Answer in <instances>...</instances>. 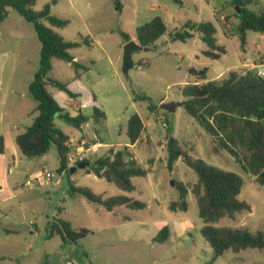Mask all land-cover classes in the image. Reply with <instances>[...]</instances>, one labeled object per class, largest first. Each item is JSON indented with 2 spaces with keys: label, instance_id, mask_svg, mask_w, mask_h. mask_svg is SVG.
I'll return each instance as SVG.
<instances>
[{
  "label": "rangeland",
  "instance_id": "rangeland-1",
  "mask_svg": "<svg viewBox=\"0 0 264 264\" xmlns=\"http://www.w3.org/2000/svg\"><path fill=\"white\" fill-rule=\"evenodd\" d=\"M180 1L181 4L175 0H121V12L115 10L112 0H37L33 7L34 11H40L46 4H51V15L68 21L66 27L54 28L65 40L79 42L86 37L92 40V46L82 45L71 50L76 61L89 67L77 80L73 81L75 71L67 62L52 61V78L68 83L69 91L77 94L76 99L56 87H47L71 115L78 112L76 108L90 116L94 107L106 113L105 120L99 124L92 120L82 138L73 144L68 143L72 154L75 155L77 147L83 145L81 156L89 161L90 166L110 150L124 148L126 143L130 144L126 134L128 119L137 113L145 128L130 152L148 171L145 177L132 178L135 190L128 193L103 178L87 174L89 166L73 173L68 170L61 176L55 148H51L46 160L39 161L38 157H25L13 142L21 157L17 162L22 174L27 169L41 170V166H45L42 170L49 171L52 180L41 185L44 180L41 181L37 173L38 181L23 187L22 179L17 193L24 188L26 192L10 200L16 211L20 210L19 203L22 202L21 211L26 217L24 224L28 228L33 227L30 223L33 221L34 227L42 233L33 242L32 251V254L41 255L43 261L40 264H59L62 253L72 256L79 264H264V251L258 249L229 250L213 260V249L201 234L203 222L193 193L197 176L181 159L175 163L172 172L167 170L166 136L171 134L194 157L242 177L244 183L239 199L251 206V212H242L233 220L223 218L216 226L264 232V186L243 168L242 160L238 163L224 150L216 154L213 138L183 107L176 109L172 130L166 111L159 108L151 112L148 110L149 102L134 100L136 94L150 97L159 106L161 100H166L163 103L184 102L180 89L196 82L190 74L191 69L208 68L209 80H221L230 71H251L244 65L245 62L251 63L247 59H256L254 63L262 59L256 58L254 52L264 57V35L248 32V46L244 50L240 47L237 35L240 19L231 0ZM260 1L264 4V0ZM157 16L163 18L168 32L192 21L212 23L217 30V43L224 47L225 54L218 60L203 55L209 50L198 35L184 42L171 41L166 35L153 47L133 53L132 68L127 77L123 71V53L127 43H124L121 33L128 34L131 41L138 43L137 28ZM42 22L49 26L46 21ZM40 49L33 25L10 9L9 17L0 24V63L18 66L11 73L6 72L4 79L0 77V115L5 114L9 117L7 119L13 117L21 132L32 125L37 115L28 80H32L39 68ZM74 99L77 105H71ZM55 124L67 130L62 120L55 119ZM177 183L188 189L189 208L186 212L169 210L179 197ZM71 184L87 187L105 198L125 196L145 203L146 207L134 210L122 206L110 212L83 197L71 196ZM54 219L68 222L72 229H88L91 234L65 247L56 238L46 243V227ZM164 227L169 228V237L158 242L155 239ZM27 237L29 241L34 239ZM33 262L29 261V264Z\"/></svg>",
  "mask_w": 264,
  "mask_h": 264
},
{
  "label": "trees",
  "instance_id": "trees-1",
  "mask_svg": "<svg viewBox=\"0 0 264 264\" xmlns=\"http://www.w3.org/2000/svg\"><path fill=\"white\" fill-rule=\"evenodd\" d=\"M116 11H122L121 0H112ZM178 2L177 0H175ZM37 0H0V24L8 17L10 9L15 10L22 18L31 23L41 44L39 68L29 85V93L36 102L37 115L33 123L24 132L18 134L15 142L21 153L28 158L41 157L51 148H55L59 158V173L68 171L70 157L73 155L66 135L55 124L60 119L66 125L80 129L84 124L93 120L95 124L106 119L100 109L94 107L91 116L79 112L76 116L67 113L48 91L49 85L65 91L70 97L75 95L69 91L68 84L52 78V60L58 59L67 62L78 77L80 71H88L89 67L75 61L70 50L82 45L91 46V41L84 38L81 42L65 40L54 28H64L67 20L51 15V4H46L42 10L34 11ZM55 1H52L54 4ZM237 8L240 22L237 26V35L241 48L248 45L247 33L254 32L264 35V5L260 0H231ZM46 21L49 26L42 21ZM217 30L210 22H188L184 27L168 32L163 18L157 16L137 28V40L143 48L153 47L163 36L171 41H187L198 35L209 51H204L206 57L218 60L225 49L217 43ZM124 43L131 41L126 33H121ZM132 68V61L130 62ZM208 68L201 70L191 69L190 74L196 78L180 89L185 99L184 110L213 138V151L218 154L226 151L243 168L255 177L256 182L264 186V77L254 71H230L221 80H207ZM135 101L149 102L148 110L153 112L159 109L152 99L147 96L134 95ZM169 119V117H168ZM144 122L139 114L135 113L128 119L126 134L131 145L140 139L144 131ZM167 163L169 172L173 171L175 163L181 161L197 176L193 187L196 197L198 214L203 222L201 234L204 240L213 249V260L222 256L226 251L240 252L246 249L264 251V232L258 230L250 232L246 228L218 227L216 224L223 218L235 219L242 212H251V206L239 199L243 186L242 177L236 172L226 171L207 164L200 158L186 152L179 141L171 134L166 136ZM5 151L4 138L0 136V155ZM242 153V154H241ZM88 162L83 160L80 163ZM77 163L76 165L80 164ZM87 173L113 183L119 190L131 193L135 190L132 182L134 177H145L148 171L142 168L130 152L128 146L115 151L110 150L104 157L93 162ZM178 200L173 202L169 210L172 212H186L188 189L182 183H177ZM71 196H80L103 206L108 211L126 206L140 210L146 207L145 203L125 196L104 197L95 194L87 187H69ZM49 238L60 235L68 243H76L88 236V229L74 230L70 224L61 219L49 222L46 228ZM169 237V228L164 227L158 234V242H164Z\"/></svg>",
  "mask_w": 264,
  "mask_h": 264
},
{
  "label": "crops",
  "instance_id": "crops-1",
  "mask_svg": "<svg viewBox=\"0 0 264 264\" xmlns=\"http://www.w3.org/2000/svg\"><path fill=\"white\" fill-rule=\"evenodd\" d=\"M177 1H178V3L181 4L180 0H177ZM164 9H168V8L166 6H164ZM9 15H10V11H9ZM9 15H8V17H9ZM86 38L89 39V37H86ZM132 39H134V38H132ZM82 40H83V38H82ZM89 40L92 42L91 39H89ZM81 41H79V42H81ZM71 42H78V41H71ZM123 44L124 43H122V45ZM91 46H92V43H91ZM79 48H81V47H79ZM79 48H76V49H79ZM70 53H71V50H70ZM254 56L258 59L263 58V56H259L255 52H254ZM74 59L76 61V57H74ZM254 60H256V59H252V61H251L248 58L247 62H251V63L245 62L244 65L249 66L252 63H254ZM17 66H18L17 64H14V65L10 64V63L2 64V62H1L0 63V77H2L4 79V77H6L5 76L6 72L11 73L12 70L17 69ZM81 73H82V71H80L78 77H76L74 75L73 81L77 80L80 77ZM34 74H33V77L31 78L32 80L34 78ZM32 80H28L29 85L32 82ZM207 80H209V79L207 78ZM74 95L75 96L71 97V98L76 99L77 94H74ZM75 99L71 102V105H77V101ZM163 101H166V100H161L160 103H163ZM61 107L67 113H69L65 107H63V106H61ZM76 110H78V112L76 114H74V115H71L70 113L69 114L71 116H76L79 112H81V108L80 109L76 108ZM84 115H86V114H84ZM105 115H106V113H105ZM87 116H90V115H87ZM7 118H9V117H6L5 114L0 115V136H2L4 138V143H5V151L2 155H0V264H29V261H34L32 264H40V261L41 262L43 261L41 259V255L32 254V251H33V247H34L33 242L37 240L36 238L42 236V233L40 232V229L38 227H34L35 223L33 221L30 222L33 227L28 228L24 224V223H26V220H25L26 217H25V214L21 211L22 202L19 203L20 210L16 211V209L14 210L13 205L10 203V200L12 198H17L18 194H24V192H26L25 191L26 189L24 188L22 191L17 193V189L19 188L20 184L22 183L21 182L22 179L24 181L22 183V186L25 187L26 182H27V180H29L31 178L30 177L31 175L35 176V175L40 174V176H41L40 178L42 179L41 181H43L42 174H44V175L47 174L49 176L50 172L47 170L43 171L42 169H45V166H41V170L40 169H36V170L27 169L25 174H22L21 170L19 169L18 162H17V160L20 159L21 157H19V151H18L17 147H15L13 142H15L16 136L18 134L24 132L28 128V126L25 127V129L21 132L19 130V128L16 126V123L13 122V120H12L13 117L10 119H7ZM91 121L92 120H89V122L84 124L79 130L72 128L68 125H67V130L60 128L66 135L69 136V138H70L69 145L73 144V142L82 138V136L85 134V131L88 128ZM84 142H85L84 139H82V144H84ZM125 145L128 146L129 150H131V148H134V146L137 145V142L134 145H131L129 143H126ZM78 147H80V145ZM81 148H83V146ZM20 152H21V150H20ZM48 153L41 156V157H38L39 159H37V160H39V161L46 160V158H48L47 157ZM58 164L60 165L59 159H58ZM70 166H73V165L70 163ZM57 169H59V166ZM65 173H66V171H63L60 173V175L62 176ZM50 180H51V178H50ZM42 184H47V183L43 182V183H41V185ZM13 191H14V194H13ZM67 195L70 197L69 193H67ZM110 212H112V211H110ZM74 230H78V229H74ZM27 236H30L34 239L32 241H29V238ZM44 236L46 238V241H45L46 243L49 240H55V238H56V241L62 247H65L68 244V242H65L61 238L60 235H54L53 237L49 238L47 236V231H45ZM83 239H81V240H83ZM30 242H31V244H30ZM40 243L44 244V242H42V241ZM67 257L73 258L72 256H69L68 254L62 253V258H61L59 264H63L65 261V258H67ZM78 264H79V262H78Z\"/></svg>",
  "mask_w": 264,
  "mask_h": 264
},
{
  "label": "water",
  "instance_id": "water-1",
  "mask_svg": "<svg viewBox=\"0 0 264 264\" xmlns=\"http://www.w3.org/2000/svg\"><path fill=\"white\" fill-rule=\"evenodd\" d=\"M237 10L239 11V8H237ZM142 49H143V47L135 41H129L125 45L124 53H123V71L127 77H128V73L131 69L130 68V62H131L132 54L135 51H140ZM184 105H185V101L184 102H166V103L160 104V106H159L162 110H164L168 113L169 119H170V127L172 130L174 129V124H175L176 109H177V107H184ZM88 166H89L88 162L80 163L78 165L71 166L69 171L71 173H73L77 169H85ZM171 185H174V182H172Z\"/></svg>",
  "mask_w": 264,
  "mask_h": 264
},
{
  "label": "built area",
  "instance_id": "built-area-1",
  "mask_svg": "<svg viewBox=\"0 0 264 264\" xmlns=\"http://www.w3.org/2000/svg\"><path fill=\"white\" fill-rule=\"evenodd\" d=\"M224 18V17H222ZM249 68H251L250 70L251 71H254L258 76H261V77H264V57L261 59V61L259 63H252L251 65H249ZM83 145H80V147H78L76 149V154L72 155L70 157V163L74 166L76 165L77 163H80L81 161H83V158L81 156V154L83 153V148H81ZM43 176V180L45 183H49L51 180H50V177L47 175V174H42ZM39 177L38 176H33L31 177L29 180H27L26 182V186H32L34 185V182L38 181ZM63 264H78V262L74 259V258H71V257H67L65 258V261Z\"/></svg>",
  "mask_w": 264,
  "mask_h": 264
}]
</instances>
